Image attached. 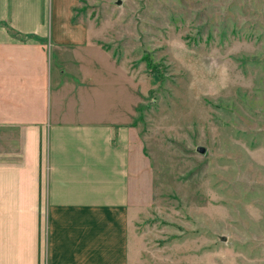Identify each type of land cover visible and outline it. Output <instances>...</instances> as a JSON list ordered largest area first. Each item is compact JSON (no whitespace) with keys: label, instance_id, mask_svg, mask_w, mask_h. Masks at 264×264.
<instances>
[{"label":"rangeland","instance_id":"1","mask_svg":"<svg viewBox=\"0 0 264 264\" xmlns=\"http://www.w3.org/2000/svg\"><path fill=\"white\" fill-rule=\"evenodd\" d=\"M71 1L40 0L45 56L50 10L64 19ZM71 14L110 49L113 66L92 52L83 66L107 73L131 127L128 264H264V0H75ZM68 55L51 51L50 76L76 84Z\"/></svg>","mask_w":264,"mask_h":264},{"label":"crops","instance_id":"2","mask_svg":"<svg viewBox=\"0 0 264 264\" xmlns=\"http://www.w3.org/2000/svg\"><path fill=\"white\" fill-rule=\"evenodd\" d=\"M74 2L64 19L50 10L45 56L31 38L46 32L40 0H0V264H128L131 127L107 73L84 69V52L115 63L68 24ZM52 50L78 83L50 76Z\"/></svg>","mask_w":264,"mask_h":264},{"label":"water","instance_id":"3","mask_svg":"<svg viewBox=\"0 0 264 264\" xmlns=\"http://www.w3.org/2000/svg\"><path fill=\"white\" fill-rule=\"evenodd\" d=\"M115 4H119V0H115ZM195 150L198 152H203L204 148L202 146H196ZM221 240H224V238L220 237Z\"/></svg>","mask_w":264,"mask_h":264}]
</instances>
